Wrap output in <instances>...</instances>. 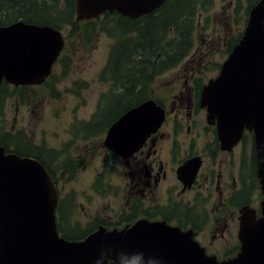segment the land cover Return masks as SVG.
Instances as JSON below:
<instances>
[{
    "label": "water",
    "instance_id": "water-1",
    "mask_svg": "<svg viewBox=\"0 0 264 264\" xmlns=\"http://www.w3.org/2000/svg\"><path fill=\"white\" fill-rule=\"evenodd\" d=\"M166 0H76L77 21L117 11L137 18ZM62 32L22 20L0 27V86L40 84L51 74L64 48ZM205 104L218 116L224 145L253 128L258 175L263 193L261 215L246 206L239 228V252L219 260L209 255L192 230L164 221L138 220L123 228L99 230L82 240L61 237L56 222L58 193L47 168L37 159L6 153L0 145V264H264V0L249 12L239 43L207 87ZM164 112L154 101L121 115L108 130L105 144L131 154L160 126ZM228 146V147H230Z\"/></svg>",
    "mask_w": 264,
    "mask_h": 264
},
{
    "label": "flooded vegetation",
    "instance_id": "flooded-vegetation-1",
    "mask_svg": "<svg viewBox=\"0 0 264 264\" xmlns=\"http://www.w3.org/2000/svg\"><path fill=\"white\" fill-rule=\"evenodd\" d=\"M9 24H0V27ZM206 55L207 53H193L185 63L171 65L166 70L171 71L170 79L154 80L143 86L147 88V95L139 104L154 101L164 112V118L160 126L152 130L142 145L131 154H121L105 144L111 125L126 111L117 116L118 114L113 115L117 108H111L110 118L105 121L101 122L98 116L91 123L81 122L82 134L86 135L93 130L97 132L95 137L100 138L97 148L105 153V162L95 180L107 192L104 199L101 188L95 198L86 197L88 201L102 200V207L100 205L97 209L94 219L84 222V227H91L85 228L82 233L77 230L82 226L81 223L71 227L70 216L64 218L66 203L70 202L71 213L74 202L66 198L67 186L60 182L66 174H71L75 168L80 167L82 161L78 155L62 168L58 167L53 154L58 149L47 146L50 148L48 153L42 154L49 155L50 160L46 166L57 187L56 214L61 236L68 240H82L100 228L120 229L146 219L164 221L183 231L192 230L195 239L206 248L207 254L214 255L219 260L231 258L239 252L241 243L238 234L244 208L249 205L254 208L258 217L261 215L263 193L258 175L256 135L253 128L245 127L239 140L231 146L224 145L221 141L218 116H213L209 111L205 104V94L208 84L221 74L223 63L209 65L196 62L199 56ZM52 77L53 72L40 84L20 85L4 79L0 94L3 89L9 88L23 98L19 94L22 88L47 85ZM129 92L119 97H129ZM120 101L116 98L111 107ZM88 128L92 129L87 130ZM104 131L106 132L102 136ZM4 141H0V145L5 147L7 154L29 156L7 147ZM101 152L96 154L94 163L97 164L102 157ZM86 167L83 166L84 169ZM103 170L109 174H106L104 180L98 179ZM116 170L123 182L121 191L114 186L113 175ZM251 187H255L257 191L256 201L247 197L248 192L252 191ZM112 204L118 207L116 212ZM111 208L114 212L101 214ZM208 232L211 233L210 237ZM107 264L127 263L110 260Z\"/></svg>",
    "mask_w": 264,
    "mask_h": 264
},
{
    "label": "rangeland",
    "instance_id": "rangeland-1",
    "mask_svg": "<svg viewBox=\"0 0 264 264\" xmlns=\"http://www.w3.org/2000/svg\"><path fill=\"white\" fill-rule=\"evenodd\" d=\"M52 1L54 0H26L24 3H28V9H32L27 16L48 18V16L53 15L51 11V9L53 10ZM61 1L62 6L63 1L64 5L66 4V0ZM254 2L256 0H208L206 5L201 4L195 9L194 30L187 53L178 57L172 64L156 69L155 72L153 66L160 65V63L168 60V55L174 51L175 45L172 46L167 39V35L164 34L162 42L155 46L153 51H146V60H149V62L147 67L142 62L140 68L147 70V75L152 78L149 80V84L154 80L170 79L171 71L166 70L171 65L185 63L193 53H207L206 57L199 56L197 63H207L209 65L223 63L230 52L232 42L244 32L250 11H247V9ZM36 10L41 14H34L33 11ZM5 11L11 14L9 16H13V8L10 7ZM156 13L155 15H157ZM9 16H5V18ZM118 16L115 15V19L112 20H117ZM175 17V21L179 23H185L186 21L185 15ZM119 19L123 20L122 18ZM134 19L139 20V18ZM123 22L125 21L123 20ZM103 23H105V20L95 23L97 35L93 41L84 39L81 27L74 30L73 25L66 26L68 32L69 29H72L73 37L69 41L65 52L66 56L63 58L64 61L62 64L58 63L56 65L55 73L47 85L36 88H22L19 94L23 98L16 91L9 88L3 89L0 94V141L10 138L12 141L20 142L21 138H29L32 142V153L41 157L43 156L40 153H48L50 148H47V146L54 147L58 149L53 152L54 160L61 168L65 163L79 155L82 165L75 168L71 174H66L65 178L60 181L62 185L65 183L67 186L68 195L66 198L72 199L74 202L71 213L70 202L66 203L63 211L64 218L67 219L70 216L71 227L78 226L81 223L82 226L77 228L79 233H82L85 228L91 227L90 225L84 227V222L94 219L97 209L100 205L102 207V200L92 199L88 201L86 197L95 198L99 194V188L102 189V184L96 181L95 177L96 174H99L101 166L105 162V153L97 148L100 142V138L95 137L97 132L91 130L86 135L82 134L80 132L81 122L91 123L98 116L101 122L105 121L110 118L109 110L111 108L124 109L126 107L124 105H128L129 100L132 98V100H135L138 97L137 90L134 93L132 92L134 95L131 98L124 97L122 99V97H119L128 91H126L127 87H130V82L126 81L127 74L134 72L139 74L141 72V69L134 62L135 66L129 64L130 68L134 69H125L126 65H122L117 56L111 64L114 65L115 74L112 70L107 74L108 79L102 77V70L109 62L108 57L116 40L120 39L119 43L127 41L136 45L149 42L151 38L154 41L159 40V38H154L153 35L148 39L146 37V39L138 40L126 31L119 33L125 35L115 38L112 34L101 30V24ZM107 26L108 28L111 27L109 24ZM141 30L139 37L145 32L143 28ZM166 30L160 31L166 32ZM89 32L92 33L90 29ZM147 33H149V29L146 30ZM137 49L138 47L132 51H137ZM181 49L183 48L181 47ZM132 57L133 60H136L135 56ZM122 58L125 60L124 57ZM122 58L121 62L123 61ZM201 58H205V60H201ZM129 62H132V59ZM118 74L119 76H117ZM116 98L117 101H121L111 107V103L116 101ZM118 110L113 115H117ZM89 129L92 128L87 130ZM105 132H102V136ZM9 146L11 147V145ZM39 146L41 148H38ZM22 149L25 150L26 148ZM98 152L102 153V157L96 164L94 158ZM43 158L47 161L50 160L49 155H45ZM84 165L87 166L85 169L83 168ZM106 174H109V172L103 170L98 179L102 178L104 180ZM113 176L115 178L114 186L119 187L121 191L123 182L120 180L119 171L116 170ZM251 188L252 191L248 192L247 197L251 201H256L257 191L255 187ZM106 194L107 192L103 190V199ZM112 207L116 212L118 207L115 204H112ZM112 212L114 211L111 208L101 212V214ZM207 235L210 237L211 233L208 232Z\"/></svg>",
    "mask_w": 264,
    "mask_h": 264
},
{
    "label": "trees",
    "instance_id": "trees-1",
    "mask_svg": "<svg viewBox=\"0 0 264 264\" xmlns=\"http://www.w3.org/2000/svg\"><path fill=\"white\" fill-rule=\"evenodd\" d=\"M25 1L26 0H0V24L2 25L9 24L19 19H23L24 21L31 22V23L49 24L53 27H56L58 29H63L66 31L67 39H68L66 47H68L69 41L73 37L72 29H69V32H68V28H66V26L73 25L74 30H78L79 27H81L84 39L88 41H93L94 37L97 35V32L95 31V26H96L95 23L97 22L100 23L102 22V20H105V23L101 24V30H104L105 32H108L109 34H112V36H114L115 38H119L122 35H125V34H119L125 31L129 32L133 38H137L138 40L146 39V37L148 39L149 37H151V35H153L154 38H159V40H155V41L151 38V41L146 42L144 44L139 43V45H136V44H133L127 41H121L119 43L120 39L116 40V43L112 47V51L108 57L109 62L106 64L107 66L104 67L102 70L103 71L102 77L104 79H108L107 74H109L112 70H113V73L115 71L114 65H111V64H113V61L116 60L117 56L119 57L118 61H120L122 65L124 66L126 65L125 69L130 68V65L135 66L133 62L139 67V69H141L140 67H141L142 62L145 63L144 65L145 67H147V63L149 62V60L148 61L146 60L147 59L146 51L148 50L153 51L155 46H157L158 44L162 42L164 34L167 35V39L170 42V44L172 46L175 45V47H174V51L168 55V58H169L168 60H165L164 62L160 63V65L153 66L155 68L154 69L155 72H156V69H160L166 65L172 64L178 57H181L183 54L187 53L188 48L191 44L190 39H191L193 30H194L195 9L198 8L201 4L206 5L208 0H166L165 3L159 9L154 11L155 13L157 12L156 13L157 15H155V13L153 12L149 15L139 17V20H135L133 18L123 16L113 11V12H106L99 18L90 19L88 21L85 20L84 22L76 21V18L74 16L75 10H76V6H75L76 0H66L65 5L63 1V6L61 5L62 3L61 0L52 1L53 10L51 9V11L53 12V15H50L48 16V18H45V19H42L41 17L39 18L28 17L27 15L31 13L32 9L30 8L28 9V3H24ZM259 1L260 0H256L254 4L248 7L247 11H249L250 8L254 6L255 4H257ZM10 7L11 9L13 8V12H12L13 16H9L11 14L5 11L6 9H10ZM33 13L36 15L41 14V12L39 13L38 10L33 11ZM115 15H119V16L117 20L113 21L115 19L114 18ZM178 15L186 16L185 23L183 22L179 23L175 21L176 20L175 16H178ZM5 16H9V17L5 18ZM119 18H122L125 22H123V20ZM108 24L111 26L110 28H108L107 26ZM128 28L131 30H129ZM142 28L145 32L142 36L139 37V32L141 33ZM89 29L92 31V33L89 32ZM148 29H149V33L146 34V30ZM160 30L162 31L166 30V32H161ZM242 34L243 33H241L239 37L235 38L234 42H232L230 51L239 42ZM136 47H138L137 51H132ZM181 47L183 49L180 50ZM143 49L145 51H142ZM65 52L66 51L63 52L58 63L62 64V62L64 61L63 58L66 56ZM132 56H135L136 60H133ZM122 57H124L125 60ZM121 58L123 59L124 62L123 61L121 62ZM130 59H132V62H129ZM130 69H134V68H130ZM146 72L147 70L141 69V72H139V74H136L135 72L127 74L126 81L130 82V87H127L126 91L127 90L128 92L130 91L129 97L131 98L132 95H134L133 93L137 90L136 93L138 97L135 100H132L133 98L129 100L130 102L128 103V105H124L126 106L124 107V109L117 108V110L119 109L118 116L124 113L125 111L129 110L130 108L136 106L137 104H139L146 98L147 94H145V91L147 90V88H143V86L149 85V80L152 79L151 77L147 75ZM117 76H119V74ZM21 140H22L21 141L22 144H20L21 142L19 141H12L10 138L5 140L3 143H7L6 144L7 147H10L9 145H11V148H13L14 151H18L19 153H21V155H29V156L31 155V156L37 157L46 166L48 161L47 159L43 158L45 155L40 153L43 156L41 157L39 155L32 153L31 140L29 138H21ZM9 142H11L12 144H10ZM20 148H24V149L26 148V149L20 150Z\"/></svg>",
    "mask_w": 264,
    "mask_h": 264
}]
</instances>
